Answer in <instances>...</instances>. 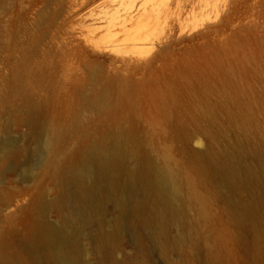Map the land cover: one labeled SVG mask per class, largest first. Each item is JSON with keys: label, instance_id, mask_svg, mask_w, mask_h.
I'll use <instances>...</instances> for the list:
<instances>
[{"label": "rangeland", "instance_id": "1", "mask_svg": "<svg viewBox=\"0 0 264 264\" xmlns=\"http://www.w3.org/2000/svg\"><path fill=\"white\" fill-rule=\"evenodd\" d=\"M141 1L148 9L156 3L159 11L144 18L143 27L135 24L137 27L125 28L118 20L126 9L120 0L15 2L10 35L16 37L25 24L26 28L35 27L39 61L36 80L26 82L16 98L18 112L7 110L10 140L25 153L19 168L0 177V264H38L23 251L20 241L28 234L40 194L51 200L56 188L54 182L43 177L44 166L33 170L31 180L25 177L24 168L38 159V149L45 151L52 125L53 133L59 128L66 134L60 140L59 160L80 145L83 133H77L79 128L87 127L95 140L122 130L129 133L124 148L130 149L135 139L146 149L159 147L160 151L151 155L158 163L168 165L182 182L180 203L192 226L183 229L190 236L181 249L167 247L161 252L149 239L146 228L140 227L136 237L126 228L116 233L113 248L103 251L105 264L112 260L123 264H207L209 256L220 259L222 264H251L247 249L253 243L251 233L244 229L237 236L234 222L223 205L215 201L212 185L207 179L201 183L189 169L187 158L180 154L179 144L170 142L176 133L167 124L150 119L145 106H138L137 110L146 122L115 104L122 89L129 93L140 90L134 83L143 81L142 90L147 91L152 86L148 81L155 80L160 85L175 81L179 91H183L179 95L181 110L196 117V123L186 127L191 136L188 150L222 153L227 162L223 161L231 164V157L241 147L235 155L238 161L256 167L254 153L264 151V0H139L136 4ZM108 13L115 17L118 14V19L110 15L109 21ZM33 21H37V26ZM139 34L144 43L134 48L129 38ZM91 77L103 90L102 107L80 101L83 96L79 89ZM233 85L241 89V107L229 98ZM87 89L86 93L98 91L94 86ZM200 95L208 97L211 110L198 102ZM191 104L197 113L192 112ZM30 113L37 117L42 129L31 132L22 121ZM74 115L80 116L79 121L74 120ZM192 191L205 199L207 219L201 205L189 203ZM259 193L260 187L254 183L250 188H241L240 199L247 202ZM259 214L263 238L256 247L264 254V213ZM114 215L109 210L102 216L103 228L110 227L108 221H113ZM59 218L57 211L47 213L53 224ZM90 231L91 228L86 229L87 237ZM87 237L81 240V261L76 264L98 262Z\"/></svg>", "mask_w": 264, "mask_h": 264}, {"label": "bare ground", "instance_id": "2", "mask_svg": "<svg viewBox=\"0 0 264 264\" xmlns=\"http://www.w3.org/2000/svg\"><path fill=\"white\" fill-rule=\"evenodd\" d=\"M16 1L0 0V177L14 168H19L20 160L24 158L25 152L15 141L10 140L7 110L18 112L16 98L23 92L22 88L26 82L36 80L35 69L39 61V41L35 27L26 28L28 24H25V28L18 30L16 37L12 38L10 35V20ZM137 1L139 0H120L121 6L126 8L120 19L116 18L118 14L116 17L108 14L118 19L124 27L136 26L135 24L140 26L144 18L159 11L156 3L148 9L142 1L136 4ZM111 16L109 21H112ZM111 23L116 27L117 24ZM33 24L37 26V21H33ZM129 40L136 48L143 45L145 39L139 34L131 36ZM148 84L152 86L147 91L142 90L145 85L143 81L134 83L140 87L138 92L129 93L122 89L117 95L115 107L140 119L142 117L137 108L145 106L150 119H156L158 124H167L176 133L170 142L179 144L180 154L187 158L189 169L199 176L201 183L207 179L212 185L214 198L217 199L215 201L223 205L227 215L234 222L237 236L239 237V233L244 229L251 233L253 243L247 245L251 252V264H264V254L256 247V243L263 238L258 222L261 221L259 213H264V151L257 150L254 153L258 163L256 167H252L241 160L238 161L235 156L241 151V147L234 152L233 158L231 157V164L226 163L222 153L208 149L203 152L188 150L191 136L186 127L191 122L196 123V117L186 109L181 110L179 95H183V91H179V83L166 81L160 85L151 80ZM89 86H94L98 91L86 93ZM231 88L233 90L228 92L231 103L241 107V89L238 85ZM79 91L83 96L80 101L85 105H104L103 90L92 77ZM201 95L198 102L206 104L211 110L208 97ZM191 110L198 112L193 105ZM79 119V115H74L76 122ZM22 121L31 132L36 128L42 129L37 117L32 113L27 114ZM143 121L146 122L144 119ZM149 124L151 125V122ZM51 127L44 143L45 151L35 150L38 159L24 168V174L31 180L33 170L44 166L43 177L49 178L52 184L55 183L56 195L47 200L40 194L37 200L38 209L30 221L28 234L20 241L25 253L38 264H76L81 261V240L83 236L87 237L85 231L88 228H91V231L87 239L93 245L97 264H105L103 251L111 250L116 233L120 234L122 229L126 228L135 237L140 227L146 228L149 239L161 252H165L167 247L181 249L190 236L183 229L191 228L192 222L187 220L180 203L182 182L178 181L174 171L168 169V165L158 163L151 155V152L160 151L159 147L146 149L140 140L135 139L131 142L130 149H126L123 144H126L129 133L119 130L111 136L103 135L95 140L87 127H82L77 130V133H83L80 145L65 153V157L59 160L58 155L62 149L60 140L66 134L59 128H55L53 133V125ZM254 183L260 187V193L247 202L242 201L241 188H250ZM195 193L192 191L189 203L201 205L202 214L207 219L209 215L206 212V201ZM109 210L115 215L113 221H108L110 227L105 229L101 219ZM51 211L60 213L56 224L47 219V213ZM17 258L21 259V256L18 255ZM206 263L222 264L220 259L213 256H209ZM111 264L123 263L112 260Z\"/></svg>", "mask_w": 264, "mask_h": 264}]
</instances>
